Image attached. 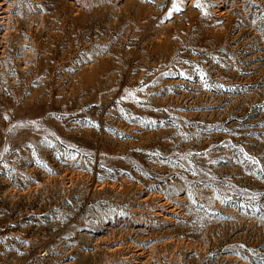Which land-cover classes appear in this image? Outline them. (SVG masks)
<instances>
[{
  "label": "rangeland",
  "instance_id": "obj_1",
  "mask_svg": "<svg viewBox=\"0 0 264 264\" xmlns=\"http://www.w3.org/2000/svg\"><path fill=\"white\" fill-rule=\"evenodd\" d=\"M0 264H264V0H0Z\"/></svg>",
  "mask_w": 264,
  "mask_h": 264
},
{
  "label": "built area",
  "instance_id": "obj_2",
  "mask_svg": "<svg viewBox=\"0 0 264 264\" xmlns=\"http://www.w3.org/2000/svg\"><path fill=\"white\" fill-rule=\"evenodd\" d=\"M46 255V253H42V256L44 257Z\"/></svg>",
  "mask_w": 264,
  "mask_h": 264
}]
</instances>
